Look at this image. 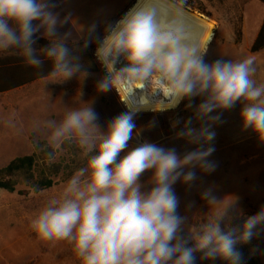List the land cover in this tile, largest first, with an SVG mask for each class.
I'll use <instances>...</instances> for the list:
<instances>
[{"label": "clouds", "instance_id": "1", "mask_svg": "<svg viewBox=\"0 0 264 264\" xmlns=\"http://www.w3.org/2000/svg\"><path fill=\"white\" fill-rule=\"evenodd\" d=\"M66 4L0 0V53L20 55L54 84L93 79L98 94L119 96L123 86L149 104L126 106L101 128L94 103L81 99L61 120L45 123L41 150L49 160L65 144L78 146L86 159L36 213L31 230L41 241L67 242L80 264H247L243 246L264 256L254 243L264 241V204L245 214L240 197L225 202L218 186L205 182L219 168L216 129L226 112L239 105L242 131L264 145V84L253 78L255 59L209 60L187 0H135L115 19L94 17L77 36L66 27L74 16ZM46 62L51 67L44 74ZM94 63L102 74L92 71ZM78 91L83 97V88ZM156 103L164 106L154 109ZM181 105L189 115L177 114L170 128L184 151L139 139L137 113ZM157 125L153 117L149 126ZM178 184L213 208L205 222L189 226L186 212L197 201L182 200Z\"/></svg>", "mask_w": 264, "mask_h": 264}, {"label": "rangeland", "instance_id": "2", "mask_svg": "<svg viewBox=\"0 0 264 264\" xmlns=\"http://www.w3.org/2000/svg\"><path fill=\"white\" fill-rule=\"evenodd\" d=\"M215 18L220 21L216 22ZM209 19L214 21V30L207 58L237 61L252 57L257 68L253 78L258 85L264 84V50L250 52L255 32L264 21V6L257 0H250L244 6L239 44L235 42L233 24L227 12ZM95 67L96 73L102 74L99 65ZM79 87L84 91L81 98ZM81 99L94 103L100 114L101 128L117 114L127 111L115 90L98 94L93 79L83 85H78L75 80L63 85L43 80L24 90L0 95V168L16 157L31 154L33 142L46 141L45 123L61 120L66 111L81 105ZM239 107L226 112L225 123L216 129L213 159L219 162V168L205 177V182L215 183L219 188L217 195L222 196L225 202L233 199L234 195L240 197L243 212L252 214L264 204V145L259 143L255 134L242 131ZM177 114L182 117L189 115L183 111V105L171 111L138 113L136 124L139 139L176 146L179 151H184V141L173 139L170 128V122ZM153 117L158 120L155 128L149 126ZM136 142L133 140L131 144L135 145ZM149 175L146 173L142 179L146 181ZM65 183L38 194L18 195L0 191V264H80L67 242L53 244L41 241L30 227L36 213L49 199L59 195ZM176 189L182 200L197 201L196 207L186 212L189 226L203 223L213 214V208L199 200L195 191L188 193L179 184ZM254 243L264 249V241ZM255 256L260 264H264V256Z\"/></svg>", "mask_w": 264, "mask_h": 264}, {"label": "trees", "instance_id": "3", "mask_svg": "<svg viewBox=\"0 0 264 264\" xmlns=\"http://www.w3.org/2000/svg\"><path fill=\"white\" fill-rule=\"evenodd\" d=\"M250 0H187V8L213 18L224 11L233 24L235 42L239 44L242 37L243 8ZM264 5V0H257ZM219 22V18H215ZM41 44L46 41L41 40ZM264 50V21H262L256 37L250 47L251 53ZM88 59H93L90 52ZM51 63L46 62L43 73L50 69ZM93 72L96 67L93 64ZM42 78L41 70L28 66L18 54L0 53V94L20 88ZM46 141L32 143V152L26 156L12 159L0 168V191L9 194H38L51 189L59 183L67 181L71 175L85 163L81 149L74 144H65L57 150L54 159L49 160L45 151L41 150ZM62 155L59 156V153ZM250 246H243L247 264H260L255 255H249ZM208 264V262H204ZM215 264H224L217 260Z\"/></svg>", "mask_w": 264, "mask_h": 264}, {"label": "crops", "instance_id": "4", "mask_svg": "<svg viewBox=\"0 0 264 264\" xmlns=\"http://www.w3.org/2000/svg\"><path fill=\"white\" fill-rule=\"evenodd\" d=\"M134 2L135 0H67V4L65 5V7L67 10L72 11L74 16L69 18V25L66 27H71L73 35L77 36L80 34L83 24H86L94 17L99 15L101 17L106 16L109 19H115L129 7H131ZM257 32L258 31L255 32V37ZM90 54L92 55L91 51ZM94 65L96 64L94 63ZM43 80L46 79L43 78L33 81L30 84L2 93L0 95L24 90L25 88L30 87Z\"/></svg>", "mask_w": 264, "mask_h": 264}, {"label": "bare ground", "instance_id": "5", "mask_svg": "<svg viewBox=\"0 0 264 264\" xmlns=\"http://www.w3.org/2000/svg\"><path fill=\"white\" fill-rule=\"evenodd\" d=\"M187 14L195 25L201 46L206 48V51H208L212 42L214 21L203 15H200L199 13H196L195 11L193 12L188 8H187ZM118 92H119V97L121 99L120 101H122L125 104V106L131 108L132 110H136L141 106H145L149 104V101L145 99L144 96L130 95L128 90L125 89L123 86H121L118 89ZM152 106L154 109H160L164 105H162V103H156ZM139 113H156V112L140 111Z\"/></svg>", "mask_w": 264, "mask_h": 264}, {"label": "water", "instance_id": "6", "mask_svg": "<svg viewBox=\"0 0 264 264\" xmlns=\"http://www.w3.org/2000/svg\"><path fill=\"white\" fill-rule=\"evenodd\" d=\"M189 9V8H188Z\"/></svg>", "mask_w": 264, "mask_h": 264}]
</instances>
